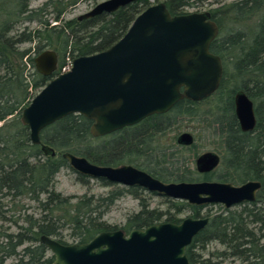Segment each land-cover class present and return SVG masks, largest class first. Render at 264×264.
Instances as JSON below:
<instances>
[{"label": "trees", "instance_id": "obj_1", "mask_svg": "<svg viewBox=\"0 0 264 264\" xmlns=\"http://www.w3.org/2000/svg\"><path fill=\"white\" fill-rule=\"evenodd\" d=\"M32 0H0V264H51L52 255L39 243L46 235L59 243H85L101 231L121 229L128 233L162 222L179 223V215L209 218L207 225L186 248L190 264H264V174L257 151L264 137V0H235L218 4L216 0L162 1L171 15L188 13L197 3L209 6L211 19L218 26L210 51L223 60V74L218 89L201 101L179 100L169 111L152 114L139 123L108 135L93 137L92 121L79 114H69L40 132L41 143L56 155H44L39 145L29 139V130L20 122L21 110L46 85L51 77L37 72L28 74L25 60L45 49L64 59L101 52L114 44L133 19L151 4L137 0L112 13L92 17L64 19L66 8L76 0H47L29 7ZM217 5L212 7L213 4ZM55 22V24H52ZM250 22V25L247 23ZM36 23L31 28L30 24ZM25 24L21 27V25ZM29 47H22L23 44ZM34 59V58H33ZM32 62V61H31ZM34 64H32L33 66ZM243 90L256 104L258 116L254 136L242 134L233 112V94ZM205 123L230 150L227 166L233 175L199 174L192 167L197 152L195 143L182 146L176 137L183 122ZM222 121L231 123L217 134ZM192 152L186 158L183 152ZM85 157L89 162L118 166L131 164L164 182L210 180L242 183L255 179L261 189L253 202L223 208L221 205H190L186 201L165 198L166 206L150 207L147 192L140 187H124L104 179L112 186L105 195H63L55 189V178L63 168H70L62 153ZM86 185L90 178L77 173ZM129 194L139 202V210L129 215L120 227L103 219L106 211L120 197ZM28 199L37 204L40 215L26 213ZM19 207V217H15ZM216 207L215 211L212 208ZM206 211L203 212V210ZM21 210H23L21 212ZM204 214H203V213ZM10 225L4 227L3 223ZM11 225L14 229H11ZM67 231L71 242L65 240ZM211 243L224 249L203 255Z\"/></svg>", "mask_w": 264, "mask_h": 264}, {"label": "water", "instance_id": "obj_2", "mask_svg": "<svg viewBox=\"0 0 264 264\" xmlns=\"http://www.w3.org/2000/svg\"><path fill=\"white\" fill-rule=\"evenodd\" d=\"M137 0H104L79 15L78 20L112 13ZM218 26L209 11L171 15L163 2L150 5L131 22L109 48L77 56L65 73H56L57 53L45 49L33 60L38 74L51 77L21 110L20 122L29 130L30 142L44 155L55 151L41 143L40 132L69 115L92 121L93 137L108 135L139 123L152 114L169 111L179 100L210 96L222 78L219 56L210 51ZM235 115L243 131L255 126L253 103L243 91L234 97ZM178 144L190 145L193 137L181 133ZM68 166L90 179H104L124 187H140L157 196L186 201L190 205H234L253 202L260 182L239 185L218 181L164 182L131 164L98 165L85 157L62 153ZM219 163L213 152L194 160L199 173ZM207 216H187L179 223L162 222L125 233L101 231L85 243H59L41 235L53 257L51 264H190L186 248L207 225Z\"/></svg>", "mask_w": 264, "mask_h": 264}, {"label": "rangeland", "instance_id": "obj_3", "mask_svg": "<svg viewBox=\"0 0 264 264\" xmlns=\"http://www.w3.org/2000/svg\"><path fill=\"white\" fill-rule=\"evenodd\" d=\"M47 0H32L30 2L29 7H38L41 4H43ZM67 1V0H64ZM104 0H76V2L73 5H70L66 8L63 18L64 19H70L78 17L79 15L86 13L90 9H92L96 4L102 2ZM149 1V0H148ZM218 4L220 3H229L235 0H216ZM150 2V1H149ZM162 2V1H160ZM151 4H156V1L153 0L150 2ZM217 4L214 3L212 7L216 6ZM186 11L189 12H203V11H209V6L205 3H197L194 6H190L186 9ZM52 24H55L53 22ZM25 24L21 25L24 26ZM247 25H250V22L247 23ZM30 27H36V23L30 24ZM30 44L26 43L23 44L22 47H29ZM36 55H34L33 51L29 55V58L25 60V66L28 70V74H30V77H33V73L36 72L33 63V58H35ZM66 59V58H65ZM64 59V60H65ZM32 61V62H31ZM182 128H180V132H189L191 133L195 138V148L193 149V152L196 151L197 154H201L205 151H221L222 146L219 142V139L217 136L214 135L212 128L206 127L205 123H198L195 121H188L183 122ZM192 152L185 151L182 153V155L186 158H189L191 160ZM192 167H194V163H192ZM225 170L223 164H221L218 169L215 172V175L221 174ZM55 189L62 193L63 195H71V196H81L83 194H94V195H105L107 192H109L112 189V186H106L103 184H100L95 179H90L88 184L84 185L80 183L77 180V173L72 170L71 168H63L60 170V172L57 174L55 178ZM150 207H160L164 208L166 206V201L164 197L157 196V195H146ZM20 203H25L26 207V213H33V218L38 217L40 214V211L37 209V204L33 201H30L28 199L22 200ZM139 202L136 198H134L132 195L126 194L119 199H117L114 204L106 211L103 219L106 223L110 225H115L117 227H120L124 224L126 218L131 215L132 213H135L139 210ZM19 207H17L16 215L15 217H19L18 210ZM216 207L212 208V211H215ZM23 210H21L22 212ZM206 211V209L203 210V212ZM202 212V213H203ZM204 214V213H203ZM189 216L188 212H183L179 215L181 219ZM1 224V222H0ZM9 222L3 223V226H9ZM11 229H14V226L11 225ZM261 232L264 233V228L261 229ZM65 234V240L67 242H71V238L68 237L67 231H64ZM224 248L219 245L218 243H211L207 246V248L204 250L203 255L207 256L209 252L215 251V250H223ZM11 260H7L5 264L10 263ZM235 264H239V261H236Z\"/></svg>", "mask_w": 264, "mask_h": 264}, {"label": "flooded vegetation", "instance_id": "obj_4", "mask_svg": "<svg viewBox=\"0 0 264 264\" xmlns=\"http://www.w3.org/2000/svg\"><path fill=\"white\" fill-rule=\"evenodd\" d=\"M216 55V54H215ZM218 56V55H217ZM219 58L221 59V57L219 56ZM221 63H222V74H223V60L221 59ZM220 85V84H219ZM218 89V88H217ZM216 89V90H217ZM215 90V91H216ZM214 91V92H215ZM238 91H243V90H236L235 92H234V94H233V112H234V117H235V119H236V121H237V126H238V129H239V131L243 134H249V135H251V136H254V133H253V131H254V129H255V127H256V125H257V119H258V116H257V114H256V104H255V102L247 95V97L252 101V103H253V111H254V116H255V126H254V128L252 129V130H250V131H243V130H241V128H240V125H239V122H238V120H237V118H236V115H235V106H234V97H235V94L238 92ZM213 92V93H214ZM212 93V94H213ZM211 94V95H212ZM210 95V96H211ZM209 97V96H208ZM208 97H206V98H208ZM206 98H203V99H206ZM203 99H201V100H203ZM189 100V99H188ZM201 100H192V101H201ZM262 118H263V120H264V115L262 114ZM230 125H231V123H229V122H227V121H222V123L217 127L216 126V133L217 134H219V133H221V132H223L224 130H228V128L230 127ZM185 132V131H184ZM181 133H183V132H180V133H178V135H177V137H176V142H177V138H178V136L181 134ZM191 134V133H190ZM192 135V134H191ZM192 137H193V142L190 144V145H182V144H179V145H182V146H191V145H193L194 143H195V138H194V136L192 135ZM217 138H218V136H217ZM219 139V138H218ZM219 142L221 143V146H222V150L221 151H218V152H216V151H205V152H213V153H215V154H217L218 155V157H219V163H218V165L214 168V169H212L211 171H209V172H205V173H199L196 169H195V165H194V169H195V171L197 172V173H199V174H211V173H213L214 175H215V172H216V170L218 169V167L221 165V164H223V166H224V168H225V170L221 173V174H218V175H220V176H224V175H227V176H229V175H233L235 172H234V170L232 169V168H230V167H228L227 166V163L228 162H230V150H229V148H228V145H226V143L223 141V140H221V139H219ZM178 143V142H177ZM255 143H258V147H257V151L259 152L258 154H261L260 156V163H261V166L263 167V171H262V173L264 174V137L263 138H259ZM204 153V152H203ZM202 154V153H201ZM198 155H200V154H197L196 155V157L198 156ZM195 157V158H196ZM195 158H194V160H195ZM193 163H194V161H193ZM215 176H217V175H215ZM250 180H254V181H257V180H255V179H250ZM198 181H203V180H198ZM205 181H218L217 179H214V178H212V179H210V180H205ZM246 181H248V180H246ZM246 181H244V182H246ZM193 182V181H192ZM218 182H223V181H218ZM244 182H242V183H244ZM260 182V181H259ZM225 183H230V182H225ZM242 183H237V184H233V183H231V184H233V185H239V184H242ZM261 182H260V188H259V190L261 189ZM258 190V191H259ZM258 191H257V193H258ZM257 193H256V195H257ZM233 207V206H232ZM224 208V207H223Z\"/></svg>", "mask_w": 264, "mask_h": 264}, {"label": "built area", "instance_id": "obj_5", "mask_svg": "<svg viewBox=\"0 0 264 264\" xmlns=\"http://www.w3.org/2000/svg\"><path fill=\"white\" fill-rule=\"evenodd\" d=\"M149 1L151 2L153 0H149ZM71 66H72V59L69 57H66V59L64 60V63L59 67L58 73H65L69 71ZM2 123L3 121L0 120V126L2 125Z\"/></svg>", "mask_w": 264, "mask_h": 264}]
</instances>
